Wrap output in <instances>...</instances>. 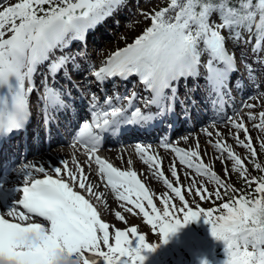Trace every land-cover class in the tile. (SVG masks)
Segmentation results:
<instances>
[{
	"label": "snow or ice",
	"instance_id": "snow-or-ice-1",
	"mask_svg": "<svg viewBox=\"0 0 264 264\" xmlns=\"http://www.w3.org/2000/svg\"><path fill=\"white\" fill-rule=\"evenodd\" d=\"M3 3L0 0V139L26 127L31 116L30 94L36 90L35 77L42 65L46 64V76L40 99L45 112L66 107L65 92L48 84L47 77L55 81L63 74L70 79L69 65L79 70L74 57L63 50L73 41H83L89 30L111 16L123 0H17L8 6ZM213 15L218 17V22L211 19ZM146 18H150V26L131 44L112 53L93 75L99 82L138 76L151 93L148 103L157 107V115L171 110L179 81L199 78L201 68L210 93L217 96L223 93L232 73L238 70L235 53L226 46L229 39L236 44H249L254 36L252 52L259 59V53L264 51V0H170L166 7ZM224 30L228 31L227 37ZM245 32L249 34L246 40ZM57 50L61 52L58 56ZM205 54L208 59L202 63ZM247 70L253 79L256 70L251 65H247ZM132 98L127 97L129 106ZM96 99L93 94V101ZM105 103L108 109L96 103L91 105L93 119L82 124L76 140L85 145L88 158H94L105 186L110 187L119 201L133 206L126 211L139 210L153 231L158 229L161 241L148 243L135 226L116 228L113 236L109 223L80 191L88 196L96 195L97 199L104 195L94 193L95 185L89 182L82 166L70 169L68 161H62L63 167H55L52 175L43 166L25 164L21 169H10L22 178V183L6 190L8 194L4 189L7 173L0 179V264H145L146 253L167 244L181 227L201 216L211 224L212 235L225 243L227 258L222 264H264V175L249 179L241 156L226 142L217 140L215 148L234 161L233 170L240 173L248 187L253 184L255 187L251 192L239 190V194L230 195L218 207L194 210L185 191H194L201 201L214 202L213 197L222 201L223 195L238 190L203 163L199 145L196 150L165 146L172 148L182 165L214 181L217 185L214 191L207 186L185 189L174 184L164 174L162 160L149 148L138 145L136 151L141 161L182 202L177 207L173 196L165 193L160 197L161 209L137 171L121 169L96 155L102 133L115 131L122 124L147 122L153 116L139 108L129 115L124 107L113 106L111 97H106ZM248 115L252 120L257 119L252 113ZM258 118L260 122L254 127L264 130V111ZM234 126L246 134L245 141L237 133V143L255 157L256 148L246 124L237 120ZM253 163L260 170V164ZM171 168L178 182L175 162ZM36 172L44 174L43 177L37 178ZM12 193H20L21 197L9 203L8 195ZM178 213L183 214L182 220L176 218ZM115 216L125 221L121 212L117 211ZM34 217L44 222H34ZM86 252L94 253L99 259L88 260ZM202 264L208 261L205 259Z\"/></svg>",
	"mask_w": 264,
	"mask_h": 264
},
{
	"label": "bare ground",
	"instance_id": "bare-ground-1",
	"mask_svg": "<svg viewBox=\"0 0 264 264\" xmlns=\"http://www.w3.org/2000/svg\"><path fill=\"white\" fill-rule=\"evenodd\" d=\"M16 2V0H4L3 6ZM127 4H137V9L145 5L146 1L123 0L119 7L123 8ZM164 7L153 5L150 11L154 13ZM120 8L94 29L89 30L83 41H73L70 47L63 50L64 53L74 57L79 69L78 71L73 70L71 65H69L70 79L65 78L63 74L58 75L55 81L50 76L47 77L46 82L48 84L65 92L64 99L66 101V107L54 112L49 110L51 117L50 134H47L41 116L33 111L35 123L29 131L28 140L24 141L22 139L17 148L4 150L0 154V176L5 173L10 175L12 182H9L8 185L14 182L19 185L22 182V178H18L16 173L10 171V169H21L25 164L43 166L47 169L49 164L63 167L61 162L68 161L70 169H78L79 166H82L89 182L95 185L94 193H103L104 195L102 198L97 199L96 195L88 196L83 190L80 191L96 206L101 218L110 224V231L113 236L116 228L123 230L135 226L139 232H143L145 229L140 227L134 220H131L130 212L126 211L124 207L127 204L119 201L110 187L105 186V182L100 178L94 158L90 160L85 148L73 143L75 118L86 115L87 110L92 107L91 102H95L91 97V89L94 88L99 91L101 98L105 96L111 97L113 106L115 105L116 107H128L129 100L127 97H133L131 106H129L131 113L136 108L141 109L139 94L135 91L125 95L122 89L118 90L112 86L113 83H110V79L105 82L98 81L95 84L96 78L93 75V72L102 66L106 52L114 46L111 43L114 36L110 33L108 26L117 30L127 26L120 23L116 26V13L119 12L121 16L126 12V10L125 12L123 10L120 12ZM0 10H2V7H0ZM132 15L133 13L130 16H124L126 23L129 19L133 21L142 20V23H136L137 28H143L151 24L150 18H146V16ZM170 15H174V13H170ZM133 26L134 24L132 25L131 23L130 28ZM120 34L121 38L126 37L123 32H120ZM236 48L240 50L242 47L237 45ZM231 53H235V57L238 54V52ZM60 54L61 52L57 50L56 55ZM242 57H236L238 70L232 73L227 86L220 96L210 93L204 80V69L201 68L199 78L181 79L179 81L177 99L166 115H157V109L152 120L139 123L138 130L134 128L130 134L117 136L118 141L115 145L105 143L102 153L96 155L107 159L121 169L132 168L137 171L139 178L153 193L154 201L159 207L162 205L160 197L165 193L173 196L174 203L177 202L182 205V202L171 193V190L167 188L163 180L157 179L149 166L141 161L136 151L138 145L147 147L151 153L156 154L162 160L163 172L168 179L174 184L183 185L185 189L189 186H193V188L208 186L209 178L198 174L194 168L189 169L182 165L172 148L165 145L172 146V143H174L175 147L179 146L185 150H196L197 145H199L200 157L205 164L210 165L212 170L221 176L227 177L234 161L228 157L227 153L219 152L214 145L217 140L226 142L238 155L240 154L243 146L237 143L236 134L239 133L240 139L245 141L246 134L235 128L234 120H242L246 124L248 133L256 145L259 144V139H264V130L254 127V125L259 124V118L252 120L248 115L252 113L259 116V113L264 111V67L260 64H255L246 55ZM201 59L203 63V61L206 62L208 57L205 54ZM247 65H251L256 70V75L253 79L249 78ZM44 67L46 68V64ZM45 76H42L38 70L35 77L36 90L32 93L33 98H35V93L43 95ZM133 94L135 95L133 96ZM249 105H253V107H249ZM243 110L247 112H243ZM158 119L164 120L162 127L156 126L155 121ZM39 121L43 125V130L41 135L36 137L34 135V127L37 126ZM129 160L132 161L131 164L128 163ZM173 162H175V167L179 174L178 182L172 176L171 165ZM34 175L38 177L39 173L36 172ZM64 175L66 176V174ZM77 190L79 189L77 188ZM184 194L190 203V207L195 210L196 204L192 201L193 193L185 191ZM9 202L11 203L12 200ZM127 206L133 207L131 205ZM117 211L125 216V221H121L115 216ZM133 211L138 213L136 209ZM139 217L144 220L141 213H139ZM102 247L104 246L102 245ZM85 254L90 261L99 259L94 253L86 252ZM222 254L223 256L220 260L211 262V264H222V261L227 258L225 251ZM146 255L148 258L145 264H202V262L198 263L196 258L191 259L192 257L189 253L181 252L175 240L168 242L164 248H158L155 252L146 253Z\"/></svg>",
	"mask_w": 264,
	"mask_h": 264
},
{
	"label": "rangeland",
	"instance_id": "rangeland-1",
	"mask_svg": "<svg viewBox=\"0 0 264 264\" xmlns=\"http://www.w3.org/2000/svg\"><path fill=\"white\" fill-rule=\"evenodd\" d=\"M145 1H146V4L141 6V7H138L137 9H136L137 4H127L123 8L118 7V8H120V12H122V10H123V12H125V10H126V12H125V14L123 13L121 16H120L119 12L116 13V18H115L116 26L118 23L123 24V25L125 24L127 26L123 27L119 30L115 29L114 27L108 26L110 33L113 34V36H114V38L111 40V43L114 44V46L106 52V54H105L106 57L104 58L105 60H107L108 57L112 53L117 51L118 49H122V48L126 47L128 44H131L136 37L141 35L143 33V31L147 27L150 26V25H147L146 27L144 26L143 28H137L136 23H138V22L142 23L143 22L142 20L133 21L132 19H129L126 23L124 20V16H130L131 13H133L132 16H134V15H137L139 17L147 16L148 14L153 13L152 11H150V9L153 7V5H156L159 7H162V6L166 7L167 4L170 3V0H145ZM211 19L218 22V17L215 15H213ZM131 23H132V25L134 24V26L132 28H130ZM120 32H123V34L126 37L121 38ZM223 34L227 37L228 31L224 30ZM243 36H244V39L246 40V39H248L249 34L247 32H245V33H243ZM254 43H255V37L253 36L252 43L245 44L243 42H240L239 44H236L231 39H229L227 41L226 46H227L229 51L232 50L231 52H236V53L238 52V54L236 55L237 58H243L242 57V54H243V55H246L248 58L252 59L255 64H260L261 66L264 67V51H261L259 53V59L257 58L256 54L251 52L252 45ZM237 45H241L242 48L240 50H238L236 48ZM243 112H247V111L243 110ZM257 117H258V115H257ZM234 122H236V120H234ZM261 142H264V139H259L258 145H256L252 141V144L256 148V152H257V155L255 157L251 156L249 150L247 148H244V147L241 149V152L239 154L241 156V158L244 160V165L248 170L249 179L257 176V173L255 174V172L253 171V168L255 166L253 161H255L256 163H261V164H262V161L264 162V148H261ZM208 145H210V144H208ZM172 146H174V143H172ZM210 146H212V145H210ZM203 163H205L204 160H203ZM233 164H232L230 170L228 171L227 177H223L217 173L221 177V179H223L228 185H231L238 190V192L235 194L231 193L229 191L228 195H223V189H221L224 202L229 199L230 195H237V194H239V190H243L241 187V182L243 180L242 176L240 175V173L233 170ZM37 167H39V166H37ZM55 167H57L56 164H49V167L46 169V171L50 174H55L53 172V169ZM39 176H40V174H39ZM208 180H209V182H208L209 185L207 186L208 189L211 191H214L215 188L217 187V185L215 184L214 181H211L210 179H208ZM197 187H201V186H197ZM192 197H193L192 201L196 204L195 208L203 207L205 209H208V208L219 206V201H215L214 197H213L214 202H210L208 200L201 201L199 199V197L195 195L194 192H193ZM175 204L177 205V207L182 206V205L178 204L177 202H175ZM189 206H190V203H189ZM124 207H125V209L129 208L127 205H124ZM160 208L163 209V204L161 205ZM137 211H138V213L135 211L130 212V217H131V220H134L136 223H138L140 225V227H143L145 229L143 232L138 231V233L144 234L146 236V241L148 243H154V244L159 243L161 241L162 237H161V234L159 233L158 229L156 231H153L152 226L147 224V222L145 220H142L139 217V210H137ZM176 218H179L182 220L183 214L178 213L176 215ZM129 228H131V227H129ZM173 240H175L178 243V246H179L181 252L183 251V253H186V254L189 253V255L192 257L191 259L196 258L198 263L202 262L205 259L208 261V264H211V262H214V260H216V261L220 260L223 256L222 253H223L224 248H225L224 241L217 240L212 235L211 224L206 223L205 218L203 216H201L198 220L190 222L189 224L181 227L177 233H175L174 235L171 236V238L169 239V242H173ZM214 242H215V244H214ZM203 243L209 244L210 246L215 245L216 248H214V250L213 251L211 250L210 252L207 250L208 252L206 255L204 252H202L198 249V251L200 252L199 253L197 251L196 245L203 244ZM165 245L166 244H162L159 248H164Z\"/></svg>",
	"mask_w": 264,
	"mask_h": 264
},
{
	"label": "trees",
	"instance_id": "trees-1",
	"mask_svg": "<svg viewBox=\"0 0 264 264\" xmlns=\"http://www.w3.org/2000/svg\"><path fill=\"white\" fill-rule=\"evenodd\" d=\"M233 2H235V0H233ZM254 2H255V0H254ZM263 166H264V162H263ZM258 171V175H259V177L260 176H262V175H264V171L262 170V168H260V170H257ZM242 182H241V187H242V189H243V191H246V192H251L252 191V189L255 187V184H253L251 187H248L247 185H246V182H245V180H244V178L242 177ZM254 194V193H253ZM223 201H221V202H219V204L220 203H222ZM205 247V248H204ZM200 250L202 251V252H205V250H210V248L208 247V246H200Z\"/></svg>",
	"mask_w": 264,
	"mask_h": 264
}]
</instances>
